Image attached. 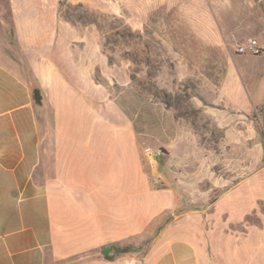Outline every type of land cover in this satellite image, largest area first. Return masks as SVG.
<instances>
[{"label":"rangeland","instance_id":"obj_1","mask_svg":"<svg viewBox=\"0 0 264 264\" xmlns=\"http://www.w3.org/2000/svg\"><path fill=\"white\" fill-rule=\"evenodd\" d=\"M253 1L246 6L260 32L225 24L219 44L198 39L173 10H145L138 32L120 16L64 8L97 22L96 30L77 25L80 86L64 42L50 50L70 84L58 89L59 112L78 113L82 150L92 147L82 152V215L95 210L98 226L130 236L143 231L128 240L124 264H153L177 240L198 243L209 264H264V57L243 56L238 66L235 52L264 36V9ZM8 4L0 0L4 19ZM5 88L14 92L9 81ZM22 102L5 95L0 111ZM148 150L159 155L156 170Z\"/></svg>","mask_w":264,"mask_h":264},{"label":"crops","instance_id":"obj_2","mask_svg":"<svg viewBox=\"0 0 264 264\" xmlns=\"http://www.w3.org/2000/svg\"><path fill=\"white\" fill-rule=\"evenodd\" d=\"M64 2L123 17L138 32L144 30L149 10H173L198 39L216 44L225 24L234 31L261 30L248 0H9V18L0 14V107L5 95L21 96L23 102L0 111V264H124L126 254L108 260L113 252L107 249L113 244L126 246L143 232L130 236L122 228L100 227L95 210L82 215V152L91 153L92 147L85 145L82 150L80 126L75 129L78 113L59 112L58 89L70 84L55 70L50 55L56 42L63 41L78 68L73 84L80 86V54L75 55L73 46L84 33L61 17ZM253 2L264 9V0ZM96 23L84 29L96 30ZM256 39L264 41V36ZM242 58L236 60L238 66ZM84 63L89 68L83 67V78L95 87L91 63ZM7 81L14 92L6 91ZM34 87L42 92V105L35 103ZM63 121L73 127H62ZM90 181L85 179L84 185L89 187ZM88 196L95 200L96 191ZM114 230L119 235L114 237ZM209 261L198 243L177 240L153 264Z\"/></svg>","mask_w":264,"mask_h":264},{"label":"trees","instance_id":"obj_3","mask_svg":"<svg viewBox=\"0 0 264 264\" xmlns=\"http://www.w3.org/2000/svg\"><path fill=\"white\" fill-rule=\"evenodd\" d=\"M65 7L70 8L72 10H80V9H84V6L83 5L73 6V5L67 4L65 2L61 3L60 4V15L65 21H67L73 25H89L92 23H96L94 21L89 20L84 14H76L73 11L71 12V11L64 10ZM109 61L112 64L113 58H110ZM33 97H34L36 105H42V100H43L42 92L38 87L33 88ZM262 137L264 138V135ZM158 159H159V155L157 157V160ZM107 250L113 252V256H111V257L107 256L108 260H114V258L117 256L125 255V254H128L129 252H131V248H130L129 244H127L126 246L125 245L121 246L120 244H113Z\"/></svg>","mask_w":264,"mask_h":264},{"label":"built area","instance_id":"obj_4","mask_svg":"<svg viewBox=\"0 0 264 264\" xmlns=\"http://www.w3.org/2000/svg\"><path fill=\"white\" fill-rule=\"evenodd\" d=\"M235 52L238 55H250L256 57L264 56V41H259L256 38H250L246 43L238 44L235 48ZM147 156L151 169L156 170L158 154L148 150Z\"/></svg>","mask_w":264,"mask_h":264}]
</instances>
